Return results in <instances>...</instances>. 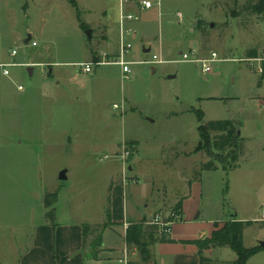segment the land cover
<instances>
[{
	"label": "rangeland",
	"instance_id": "rangeland-1",
	"mask_svg": "<svg viewBox=\"0 0 264 264\" xmlns=\"http://www.w3.org/2000/svg\"><path fill=\"white\" fill-rule=\"evenodd\" d=\"M110 1L1 0L0 56L16 50V58L59 62L52 68L76 73L77 78L62 77L65 91L56 94L44 90L48 65L9 66V75L0 67V163L9 164L8 173L0 174V264H15L29 245L46 193L51 191L43 193L55 183L82 193L71 202L76 215L100 218L103 204L107 202V207L109 201L113 145L137 139L140 152L151 155L157 142L166 143L157 160L143 163L141 169L168 186H177L179 175L196 167L201 158L194 153L169 158L173 150L186 153L198 142L199 118L194 110L202 111L205 122L238 118L245 94H264L260 89L264 74L257 70L260 62L247 59L250 51L264 57V8L260 12L253 8L262 0H165L164 4L162 0L161 17L147 16L151 43L133 39L126 59L152 60L156 54L163 61L135 63L126 78L114 64L98 66L88 74L81 66L69 64L86 62L94 54L103 56L106 42L97 29L92 36L91 26L102 21ZM32 41L38 44L33 46ZM145 45L150 52L142 51ZM193 49L200 57L216 51L221 60L213 63V71L203 73L201 63L182 60V53ZM151 65L158 68L156 73ZM29 67H34L33 75ZM43 144L46 167L39 169L44 162L38 156ZM241 163L247 166L244 160ZM62 172L66 179L60 178ZM206 173V212L220 220L257 212L261 217L264 201L254 208L251 177L244 168ZM144 183L142 179L141 186ZM167 210L169 218L162 214L164 220L177 213ZM254 229L246 227L248 245L255 237ZM214 249L207 264H233L237 258L228 246ZM114 256L121 257L119 264H146L140 254V262L135 261L137 255L124 257L122 249Z\"/></svg>",
	"mask_w": 264,
	"mask_h": 264
},
{
	"label": "crops",
	"instance_id": "crops-1",
	"mask_svg": "<svg viewBox=\"0 0 264 264\" xmlns=\"http://www.w3.org/2000/svg\"><path fill=\"white\" fill-rule=\"evenodd\" d=\"M164 2L165 0H163V4ZM161 8L155 6L151 9L145 10L139 14V20L132 22V25L137 29V34L133 37L134 40L141 39L142 41H146V43H151L149 31L152 27L149 28L147 16L153 13L161 17L163 7ZM178 13L177 17L181 20L183 16L180 18ZM118 21L119 3L118 0H112L108 3L107 9L103 11L102 21L99 24L91 26L92 31H94L92 36H94L95 30L97 29L100 32L99 36L104 42H106L105 47H107V49L104 51L103 56L106 55L111 59L115 58L119 52ZM147 47L148 46L145 45L142 48L144 53L151 51V48ZM13 51L14 50L9 51L6 57L0 56V63H17L18 65L39 64L40 66H50L49 71L46 69L44 70V76L46 77L45 91L47 90L56 94L61 93L64 90V87H62L63 84H61V82L64 81L62 77L70 76L74 79L77 78L76 73H69V71L62 70L60 68H52V66L57 65L59 62H31L25 58H16L17 53L13 55ZM255 53L256 57H261L256 51ZM103 56L94 54L92 58L87 61L100 60ZM251 56L252 55L249 54L248 58H254ZM79 63L81 62L69 64L78 65ZM117 66L120 67V71L123 76L122 67L120 65ZM96 68L98 67H95L94 70H96ZM151 69L152 73H156L158 71L156 65H151ZM81 70L86 74L94 71L93 70L92 72L87 73L82 69V67ZM29 71L30 74L33 75L34 67H29ZM260 82V89L263 90L264 76ZM256 94H245L246 96L241 106V114H239L238 118L223 119L235 121L238 125V134L243 138V148L238 165L233 169L244 168L245 172L249 173L252 182L249 193L251 195V201L253 202L254 208L258 209L264 201V199L258 195V193H260V195L264 198V105L262 104L264 94L259 96H256ZM43 140H46L45 136L43 137ZM199 140L200 136L196 145L192 149L188 148L186 153H184L183 150H173L170 154L169 158L171 159L179 157L184 158L191 155V153L201 156L196 167H191L190 169L188 168L185 173L179 175L180 179L177 186H168L166 184L168 182L159 180L153 175L151 176L149 174H145L141 169V165L143 163L155 162V160H157L155 159L157 154H160V151L165 150L166 143L157 142L153 146L152 154L149 155V153L144 152L142 154V152H140L141 144L139 140L134 139L131 141H125L127 143L132 142L137 145L134 155L127 164L119 157L122 149L121 146L124 141L120 142L116 146L113 145L114 148L111 151V155L114 156L110 158V160L112 159L110 161L112 173L109 176L108 182V206L111 208L113 224L107 227L102 233V243L98 247V258L88 257V252L92 249L91 243L98 232L90 234L85 241L83 225L88 223L92 226H96L105 223L107 221V202H105L102 206L100 218L98 220H92L89 216L79 217L71 210V202L76 198L77 194H82L80 191L75 194L74 188L69 189L64 185L58 186L56 183L49 190L46 189L43 196H45L47 191H59L57 201L54 204L56 212L55 222H52L47 217V212L50 208H47L46 205H44L45 208L42 211V217H40L38 222H35L33 225V231L30 235V243L22 252L15 264H90V262L103 263L104 261H110V263L113 261L114 264H119L122 261L121 257L114 255L117 252H120L121 249L124 257L127 256V254H132L133 256H138V254H140L135 245H128L127 243L126 232L128 227L141 223L148 226L157 215H160L161 217L165 215L168 217L169 211L167 209H175L179 203H181L180 216L174 220L169 233L173 241H151L149 243L151 258L149 261L143 260L144 263L201 264L199 247L194 243H186L184 241L210 237L213 231L218 228L216 224H219L220 227L229 220L253 221V223L249 226L255 228V237L251 244H246L245 228L243 233L244 244L246 247L261 245V242H264V222L259 220L260 214H258V212L250 216H239L238 214H234L227 220H220L217 218L218 216H213L204 209V181L206 176L207 178H209V176L206 175V172L208 171L201 170V165L209 161L210 157L206 152H195V149L199 144ZM173 141L175 143L177 139L175 138ZM15 143L16 142L14 141L11 142V146H14ZM40 151L38 156L40 159L42 157L44 162L39 163V169H41V166L43 169V167H46L45 144H43V151ZM153 153L156 156H154ZM242 160L247 162L246 167V164L244 165L241 163ZM8 168L9 164L7 162L0 163V174H7ZM219 169L223 168L219 166L218 169L210 171H217ZM229 171L226 172L228 173ZM142 179L145 180V183L141 186ZM262 209H264V204L262 205ZM162 218L164 219V217ZM213 250L215 249L209 248L204 250V256L208 258L212 257L211 253ZM135 261L140 262L139 256L135 259ZM247 264H264V250L250 257Z\"/></svg>",
	"mask_w": 264,
	"mask_h": 264
},
{
	"label": "trees",
	"instance_id": "trees-1",
	"mask_svg": "<svg viewBox=\"0 0 264 264\" xmlns=\"http://www.w3.org/2000/svg\"><path fill=\"white\" fill-rule=\"evenodd\" d=\"M73 5L77 8L80 15L81 12L77 7L76 1ZM256 11H262L264 8V0L260 1L253 7ZM78 15V16H79ZM81 22V21H80ZM81 26L85 29V22H81ZM251 57H256L255 51H250ZM199 118L198 132L200 136L199 144L195 152L205 151L210 157V160L201 165L202 171L216 170L221 166L224 170L229 171L237 167L239 158L242 152L243 138L238 134V125L235 121L229 119H217L205 122L201 110L196 111ZM127 143V142H126ZM129 145L136 144L129 142ZM132 156L130 157V159ZM59 191L47 193L45 196V205L50 208L47 212V217L55 222L56 212L54 204L57 201ZM181 203L177 205L175 210L180 216ZM107 221L102 225L92 226L88 223L83 225L85 241L90 234L98 232L91 243L92 249L88 252L89 258H98V247L102 243L103 231L111 226L112 216L111 208L106 210ZM253 221L229 220L213 231L210 237H205L198 240H186V243H194L199 247L201 264H207L209 258L204 256V250L217 247H230L236 254L237 258L233 264H247L250 257L264 250V246L257 245L254 247H246L243 240L244 229L251 225ZM126 240L128 245H135L144 261H149L151 258L149 252V243L153 242H171L173 239L169 233L160 228L158 225L150 224H134L128 227L126 232Z\"/></svg>",
	"mask_w": 264,
	"mask_h": 264
},
{
	"label": "built area",
	"instance_id": "built-area-1",
	"mask_svg": "<svg viewBox=\"0 0 264 264\" xmlns=\"http://www.w3.org/2000/svg\"><path fill=\"white\" fill-rule=\"evenodd\" d=\"M119 3V52L115 58H105L106 55L103 56L100 60H91L87 62H81L78 65L82 67L85 72H92L95 67L107 64H117L122 67L123 78L129 77L132 73L131 66L135 63L137 64H155L158 62H162L163 60L159 58L156 54L153 55L152 60H144V61H129L126 59V56L133 50V37L137 34V29L132 25V22L139 20L140 13L151 9L155 6L161 8L162 0H118ZM178 16L182 18V14L178 13ZM38 43L36 41H32V45L36 46ZM13 55L16 54V50L13 51ZM250 62L259 61L260 64L257 67L259 73L264 74V57H254L247 58ZM183 61H192L201 63L202 72L209 73L213 71V63L220 61L218 58V53L216 51H212L210 57H200L198 56V51L193 49L191 52L182 53ZM18 65L17 63H0V67L4 69V73L9 75V70L7 67ZM23 87L20 85L19 89ZM264 105V100L262 101ZM123 106V105H122ZM115 108H119L118 104L114 105ZM135 152V146L129 145L127 143H123L122 145V153L119 157L122 159L124 163H128L131 155ZM179 217L177 213L171 214V219L164 220L160 215L154 217V219L150 222L151 224L158 225L160 228L165 230L167 233H170L171 226ZM264 222V210L259 219Z\"/></svg>",
	"mask_w": 264,
	"mask_h": 264
},
{
	"label": "water",
	"instance_id": "water-1",
	"mask_svg": "<svg viewBox=\"0 0 264 264\" xmlns=\"http://www.w3.org/2000/svg\"><path fill=\"white\" fill-rule=\"evenodd\" d=\"M86 32H87V35H88L89 37H91V30H87ZM30 40H31V36L28 37L27 42H29ZM60 178H61V179H66V178H67V177H66V174H65L64 172H62L61 175H60ZM260 197H261L262 199H264L261 195H260ZM261 245L264 246V242H261Z\"/></svg>",
	"mask_w": 264,
	"mask_h": 264
}]
</instances>
